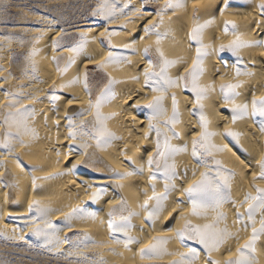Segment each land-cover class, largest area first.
I'll list each match as a JSON object with an SVG mask.
<instances>
[{"label": "bare ground", "instance_id": "6f19581e", "mask_svg": "<svg viewBox=\"0 0 264 264\" xmlns=\"http://www.w3.org/2000/svg\"><path fill=\"white\" fill-rule=\"evenodd\" d=\"M152 1L159 6V10L167 3V0ZM262 2L264 0H228L230 7L221 15L217 9L223 7V0H188L186 8L175 11L169 9L160 24L161 17L156 14L159 10L155 13L139 10L141 0H116V18L113 21L108 22L100 18L98 21L102 23L101 27L98 25L88 31H77L79 36L87 38V43L79 55L72 53L69 50L71 48H54L58 41V32H51L47 28L38 30V38L27 46L24 68L16 71L17 77L11 72V47L0 37V139L5 130V116L9 112H23L25 109L34 111V115L27 121V126L35 133V138L32 134L22 135L21 139L26 146L14 143L11 154L0 149V236L17 241L29 233L42 249L53 255L68 256L70 260L71 257H79L83 250L91 249L97 255L95 257L98 264L101 260L105 264H174L180 258L179 254H188L189 248H196L199 253L195 264H206L208 259L217 261L218 264H227L229 259H237L238 250L251 239L252 228L249 226L245 230L237 223L236 213L247 212L248 205L243 203L246 195L255 196L256 188H264V181L258 179L259 164L264 160V132L260 130L259 116L232 122V105L225 104L220 87L228 83L242 85L236 90L238 95L235 97V103L248 104V111L251 113L252 101L264 99V47L241 48L238 57L228 51L220 53L218 49L235 39L231 33L225 35L223 32L225 21L228 20L237 26V34L243 41L250 44L264 42V16L258 7ZM125 4L128 7H124ZM196 17L200 18L201 23L207 19H215V23L205 29L203 34V43L210 47L207 49L209 56L205 58V71L199 84L208 89L203 106L208 120V131L216 133L211 138V143L225 148L226 151L215 152L213 156L206 157L209 161L207 169L193 160L192 142L200 138L202 131L195 96L183 87L170 89L164 95L166 116L153 123L160 127L162 132L167 131L164 127L165 120L172 116L171 97L175 96L180 122L174 131L179 133V139H172L171 143L177 147L187 145L188 152L175 158L179 175V179L175 181L178 191L170 196L165 211L157 219L153 230L146 222L147 213L141 208L146 200L149 207L153 204L149 199L152 196L149 181L153 173L147 161L156 155L157 139L155 131L149 130L146 105L160 93H155L145 86L144 73L159 71L156 53L159 47L169 60L178 61L169 69L168 75L173 79L178 76L188 77L196 55V45L189 38ZM43 22L48 28L52 27L51 21ZM156 24H160L158 31L169 33L159 45L156 44L155 34L145 35L143 31L144 28ZM108 31L118 33L110 37L111 44L115 46L113 48H105L101 43L102 37L108 40ZM125 44H132L133 47L125 49ZM146 47L150 49L154 67H149L144 56ZM109 51L126 56L127 62L110 64L101 69L99 66L107 60ZM69 58H73L75 62L68 71H57V62L59 68L63 69ZM90 67L101 69L105 82L98 87L96 82L88 81L86 90L83 77ZM237 67L241 73L251 75L237 76ZM77 76L80 77V83L60 90L59 85L67 84ZM137 77L139 79H136ZM110 80L115 83L109 84ZM107 88H111L115 99L103 103L100 112L104 117H111L104 125L118 139L113 140L105 150L98 149L95 140L90 137L71 140L67 118L71 116L77 126L84 125L91 130L96 126V110L93 105ZM53 92L60 98L55 102L49 98ZM10 103L15 106L8 107ZM81 111L85 115L77 117L75 113ZM228 131L239 133V145L231 138L225 137ZM82 142L89 145L84 154L76 151ZM16 157H19L22 166L17 165ZM214 159L220 160L225 170L234 173L231 180V196L236 204L223 206L221 211L227 216V220L219 225L220 228L227 227L234 237L227 239L219 251L207 257L195 241L186 239L182 244L176 239L175 232L183 228L185 219L196 226L214 221V212H209L206 219L194 217L190 215L189 204H178V201L185 199L179 189L188 188L201 178V173L214 168L211 163ZM130 160L134 161L131 166ZM141 166L144 168L141 175L126 176L123 179L113 175L125 174L131 168ZM31 169L37 170L30 171ZM212 174L214 173L210 172V175ZM33 177L36 180L35 185L32 183ZM100 186L108 190L100 201L92 204L91 196ZM156 191L158 194L163 193L162 181L156 183ZM121 198L126 204L122 212H117V216H128L129 212L139 213L131 218L133 227L129 235L140 243L130 245V250L116 244L110 238L107 227L108 213L121 208ZM35 204H39L42 209H49L48 221L62 229L58 233V239L62 243L58 247H51L49 250V247L45 246L44 237L33 234L36 228L45 227L43 222L36 220L39 213L35 209L29 212V207ZM74 209L94 212L97 218L74 219L72 227L65 228L62 222ZM260 220L258 213L255 225L257 229L260 228ZM245 222L247 223L246 218ZM85 235L96 241V245L81 244L76 247ZM154 237L168 239L167 251L173 255H166L159 260H141L140 251ZM74 238H78V241H72ZM255 258L257 264H264V236H260L256 241Z\"/></svg>", "mask_w": 264, "mask_h": 264}, {"label": "snow or ice", "instance_id": "6c2138e0", "mask_svg": "<svg viewBox=\"0 0 264 264\" xmlns=\"http://www.w3.org/2000/svg\"><path fill=\"white\" fill-rule=\"evenodd\" d=\"M116 0H102V3L98 8L92 13L93 16H99L103 20L111 22L116 18L115 11ZM188 0H167L164 8L159 10L156 14L161 17L160 24L163 23V16L169 10L175 11L176 9L186 8ZM124 7H128L127 4ZM230 7L228 0H223V7L218 8L221 15L225 9ZM261 15L264 16V2L258 5ZM123 12V9H121ZM215 23V19H207L203 23L200 22V18H194V26L189 34V38L195 47V59L193 61V67L188 74V77H176L173 79L168 75V71L171 67H174L178 61L169 60L162 49L157 47L156 53L159 60V71H146L144 73L145 86L150 88L151 91L155 93H160L151 103L146 105L148 109V121L149 130L155 131L156 134V155L155 157L147 161L149 169L152 170V176L150 177V184L152 190V196L149 198L153 201L152 207H149V202L146 200L141 208L147 213L146 222L150 227L155 229V224L160 215L165 211L166 205L169 202L170 196L178 191L175 181L179 179V175L176 169L175 158L182 154L188 152V146L183 147L174 146L171 141L172 139H179V133L175 132V126L179 121V110L178 102L175 96L171 97L172 100V116L165 120L164 127L167 129L166 132H162L160 127L153 123V121L160 120L166 116V109L164 108V95L172 88L183 87L190 91L195 96V101L198 108L199 122L201 126L200 138L193 140L191 147V156L193 160L199 165L206 169L209 168V161L206 157L213 156L215 152L226 151L223 147H217L211 143V138L216 135L214 132L208 131V120L204 114L203 101L207 98L208 89L201 87L199 84L200 77L204 74V62L205 58L209 56L208 48L210 46L203 43V34L205 29L210 27ZM160 24L153 25L152 27L144 28L143 31L145 35L155 34L157 37L156 44L159 45L162 39L166 38L169 33L161 32L157 29ZM223 32L225 35L231 33L235 36V39L231 41L228 45H221L218 52L223 53L225 51L231 52L233 55L239 56V50L245 47H264V42L258 44H250L243 41L241 37L237 34V26L230 20L225 21ZM115 31L107 32V42L109 48L115 47L111 44L110 37L117 35ZM81 42L69 49L72 53L79 55L85 44L87 43L86 37H81ZM103 43V42H102ZM59 47V41L56 42L54 48ZM125 49L132 48V44H125L123 46ZM35 55V53H33ZM144 56L147 59L149 67H154V61L150 55V49H144ZM55 60V57L53 58ZM91 59V58H89ZM128 58L120 53H115L112 51L108 52L107 60L102 63L99 67L102 69L108 65H119L121 63L127 62ZM73 58H69L68 63L63 69L59 68L57 62V71L67 72L68 68L74 63ZM239 63V59L237 60ZM227 66V65H225ZM35 71V68H33ZM242 74L251 75V73H241L239 67L236 68V75L240 76ZM136 79H139L138 77ZM80 77L77 76L75 79L71 80L67 84L59 85L60 90L71 87L74 84L80 83ZM115 83V81H109V84ZM83 84L85 89H88V76L87 73L84 74ZM212 86L210 85L209 88ZM242 85L236 83L223 84L220 87V93L225 104H231V120L235 123L237 120L247 119L250 116H259L261 118L260 130L264 132V99L259 101H252V112L248 111V104H236L235 97L238 95L237 89L241 88ZM5 95H11L10 93H5ZM52 101H57L60 98L56 96L53 92L49 96ZM115 99V95L111 88H107L103 95L99 97L93 107L96 110L95 120L96 126L89 130L86 126H77L73 118L69 116L67 118L68 122V135L69 138L75 141L78 137L85 138L90 137L95 140L96 147L101 150L107 149L113 140L118 139L113 133L109 132L104 125V122L111 117H104L101 115L100 109L103 103ZM14 103H10L8 107H14ZM34 115V111L25 109L23 112H9L3 121V137L0 139V149H3L6 153L11 154L13 151L14 143H19L21 146H26L23 144L21 139L22 135L32 134L35 138V133L32 129L27 126V121ZM77 117H82L85 115L83 111L75 113ZM15 129V132H13ZM226 138H231L236 145H239V133L228 131L225 133ZM147 138V137H146ZM89 145L86 142H82L76 149L77 152L84 154ZM16 162L18 166H22V162L19 157H16ZM134 161H129V166H131ZM214 168L209 169L201 173V178L195 183L189 185L186 189H179L185 197L184 200L178 201L179 205L185 203L190 205V215L194 217L207 218L209 212H214L215 219L212 223L204 224L203 226L192 225L191 222L185 219L183 228L175 232L176 239L180 240L183 244L184 241L193 240L196 244L203 249V252L207 257H211V254L215 251H219L221 246L229 238H233L234 234L229 232L227 227L220 228L219 225L227 220V216L221 211L224 205L231 204L235 205L236 201L232 199L231 196V180L234 173L227 171L223 168L222 162L220 160H213L211 162ZM155 166V167H153ZM37 169H31L30 171H36ZM144 168H131L128 173H113L114 176H119L120 178H126V176H135L143 174ZM210 172L214 174L210 175ZM187 175V172H185ZM195 175V173H193ZM258 179L264 181V160L259 164V176ZM162 181L164 184L163 193L158 194L156 191V183ZM33 185L36 184L35 177L32 179ZM122 187V186H121ZM107 188L100 186L95 189L91 196V203L95 204L100 201L107 192ZM244 204L248 205L247 212L241 214L236 213V222L241 224L242 227L247 230L249 226L252 228L251 239L245 243L240 250H238V258L235 260L229 259L227 264H257L255 258V246L256 241L260 236H264V188H256V195L251 194L244 197ZM126 202L121 198V208L113 209L108 213L107 227L110 234V238L116 243L123 245L125 249L130 250V245L140 243L139 240L129 235L132 230L133 225L131 224V218L138 216L139 213L129 212L128 216L119 215L118 211H123ZM35 209L39 215L36 220L44 223V228H36L34 230V235L37 237L43 236L45 239V246L58 247L62 243L58 239V233L62 231L61 228L52 225L47 216L50 214L49 209H42L39 204H35L29 207V212ZM260 214V228L257 229L256 216ZM97 214L94 212H87L84 209H74L69 213L63 223L65 228L72 227V221L75 220H95ZM247 219V223L245 222ZM175 219V217H173ZM27 226V225H26ZM50 230V231H49ZM141 231H143L141 229ZM120 234V235H117ZM169 243L168 239L154 237L139 253L141 260H159L166 255H173L167 251V245ZM81 244L87 246L88 244L96 245L90 236L85 235L80 240V243L75 245L80 247ZM199 253L196 248H189L188 254H179L180 258L174 262V264H195L198 259ZM100 264H105L104 261H100ZM206 264H218L217 261L208 259Z\"/></svg>", "mask_w": 264, "mask_h": 264}, {"label": "rangeland", "instance_id": "374dc122", "mask_svg": "<svg viewBox=\"0 0 264 264\" xmlns=\"http://www.w3.org/2000/svg\"><path fill=\"white\" fill-rule=\"evenodd\" d=\"M101 1L0 0V37L11 47L10 61L13 76L17 77L18 70L24 68L27 46L38 38L36 37L40 34L38 30L47 28L51 32H58L59 48L64 49L72 48L81 41V36L77 34V31H88L98 25L101 27L102 23L98 21L101 17L92 15L102 3ZM141 1L142 4L138 6L139 10L146 13H155L159 10V6L152 0ZM45 20L52 22L51 28L43 24ZM101 43L105 48H108L105 38L102 37ZM100 71L101 69L97 67L87 69L88 81L96 82L98 87L105 82L103 80L104 73ZM93 74L95 75L93 76ZM76 240L78 241V238H74L72 241ZM17 241L0 238V264H98L97 255L91 249L83 250L80 254L82 257H71V261L68 256L58 255V257L42 249L29 233ZM84 260L86 261L84 262ZM141 264L149 263L142 262ZM152 264L159 263L153 262Z\"/></svg>", "mask_w": 264, "mask_h": 264}]
</instances>
